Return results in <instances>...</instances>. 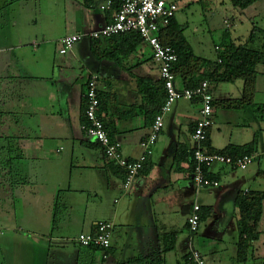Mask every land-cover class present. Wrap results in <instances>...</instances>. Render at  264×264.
Listing matches in <instances>:
<instances>
[{
  "label": "crops",
  "instance_id": "crops-1",
  "mask_svg": "<svg viewBox=\"0 0 264 264\" xmlns=\"http://www.w3.org/2000/svg\"><path fill=\"white\" fill-rule=\"evenodd\" d=\"M82 1L64 0L73 12L68 18L74 31L67 36L99 30L112 20V13L100 9L107 0H94L90 8L83 6ZM96 2L100 3L99 8ZM3 4L5 7L6 0H0V6ZM67 36L58 40L59 50L60 41ZM100 41L104 49L107 42L105 39ZM93 42L84 39L67 55L58 51L60 56L65 57L59 63L68 72L61 78L64 95L61 99L57 90V95L54 94L56 83L49 87L50 94L45 103L26 75L21 76L18 67L17 75L10 74L9 78L0 69L3 80L0 83V152L14 149L17 152V167H12L15 169L0 165V230H5L3 226L8 228L7 237L2 239L8 244L2 249L7 254L6 258H1L3 263L8 264L12 260L15 246L10 230L15 228L19 217V227L47 241L46 244L32 243L28 239L30 236L25 237L26 241L17 246L20 250L17 264H158L159 261L162 264H185L193 250L202 253L206 264H264V203L257 228L259 238L248 242L246 252L240 257L238 248L241 220L239 197L247 192L264 193V136L259 135L256 151L252 154L256 159L247 170L214 166L210 171L211 178L217 180L220 186L197 188L192 182L191 153L196 148L192 135L201 104L179 101L174 105L177 107L174 120L178 128L174 122L175 128L169 135L164 133V127L159 147L157 144L147 152L145 164L151 168L149 174L141 172L133 186L125 190L121 170L105 157L101 147L90 146L93 142L82 130L85 87L89 77L96 75L99 90L103 83L106 92L118 96L119 107L124 110L117 111V116L126 115L124 112L130 110L128 107L138 110L131 122L129 119L111 118V112H101L112 123V129L117 130L114 139L121 144L123 156L137 160L144 152L141 143L152 126L144 114L145 102L138 92L137 77L156 81L160 79V70L146 43L142 45L150 50L149 59L156 67V75L146 69L147 65H139L134 70L129 69L131 66L127 62L123 67L110 57L97 59L93 54ZM33 43L38 51L40 45L35 41ZM78 46L81 52L84 53V49L88 51L87 55L99 64L97 72H86L82 66L84 75L74 73L77 68L73 61H77L75 51ZM139 48L143 54L144 51ZM177 86L183 87L179 81ZM243 86L244 83L241 96L232 100L242 98ZM213 91L215 100H219ZM61 104L65 112L60 109L59 113H55V107ZM221 109L215 108L214 125L210 130L213 150L221 151L230 145H248L254 140L255 132H261L262 125L255 120L252 130L249 124L246 130L242 129L244 127L236 112L244 109ZM221 112L234 115L223 113L225 117H221ZM133 122L138 126H134ZM218 135L223 138L221 145L217 144ZM3 139L7 142L2 144ZM44 139L48 141L43 143ZM58 139L69 142L72 153L78 146L86 148L87 153L83 155L86 160L77 166L79 170L75 171L73 166L64 167L60 161L54 162L47 157L51 143ZM167 139H173L171 147L161 148ZM61 150L58 149L57 153L60 154ZM10 171L17 173V182L6 175ZM15 196L20 204H17L18 213ZM195 206L200 207V217H206L198 231L192 233L187 221ZM100 221H109L114 225L108 259H104L103 251L85 249L75 240L77 235L93 233ZM175 232L173 250L164 253L168 245L162 241L163 235ZM0 236H4L3 232ZM70 240L74 242V248L69 246Z\"/></svg>",
  "mask_w": 264,
  "mask_h": 264
},
{
  "label": "rangeland",
  "instance_id": "rangeland-1",
  "mask_svg": "<svg viewBox=\"0 0 264 264\" xmlns=\"http://www.w3.org/2000/svg\"><path fill=\"white\" fill-rule=\"evenodd\" d=\"M10 1L4 7V4L0 6V69L4 71L6 78L10 77V74L17 75V67L21 72V76H25L31 84L37 88L38 96L43 99L46 103V99L50 94L49 87L56 83L54 86V94L57 95L58 91L59 98L64 97L62 89V76L64 73H68L60 61L64 58L60 56L58 40L68 34H71L74 29L70 23V15L73 12L67 8L64 0H7ZM179 11L177 13V24L182 29L183 35L188 43L191 45L193 52L196 56L208 60L210 63H216L218 53L216 47H224L229 41L236 45H245L251 36V34L257 30L255 34L254 42L251 43V47L260 49L264 52V36L259 32H264V0H260L254 5L242 10L233 6L230 0H183L178 1ZM98 2H96L97 8H99ZM40 45V49L34 47V42ZM86 41V40H85ZM88 41V40H87ZM87 42H82V44ZM143 46V47H142ZM76 49L77 61H73L77 68L74 73L78 76L85 74L82 66L87 70L97 72L100 68L99 64L90 58L88 51L84 49V53ZM144 51L143 54L138 52L133 54L130 60H126L128 66L136 65L141 62V66L147 65L146 69H150L152 73L157 74L156 67L153 62L149 59L150 50L145 45L140 46ZM35 49V50H34ZM36 51V52H35ZM81 63L83 65H81ZM62 66V69L60 68ZM83 67V68H84ZM139 67V68H140ZM138 69V68H133ZM257 91L256 97L254 98L255 106L246 108L240 112H236L240 117L242 129H247L248 124L250 130L253 129V121L260 122L262 130L255 132L256 135L264 136V65L257 67ZM3 80L0 78V83ZM242 81H237L231 84H218L213 85L212 91L219 100L239 98L242 94L241 86ZM101 89L107 91L106 86L102 83ZM46 90V92H45ZM230 94V95H229ZM223 98V99H222ZM44 104V103H43ZM45 106V105H44ZM60 109L64 111L63 105L55 107V113H59ZM177 107H174V112L164 117L165 129L164 133H173L175 123L178 128L177 122L174 120ZM223 110V109H221ZM131 111V110H130ZM138 112V110H135ZM228 113L221 112L219 115ZM223 116L221 117H225ZM234 115V113H228ZM61 117V116H59ZM198 117V116H197ZM250 117V118H247ZM62 118V117H61ZM134 118V117H133ZM227 118V117H226ZM10 122V120H8ZM132 118L129 119V122ZM175 122V123H174ZM139 124V123H138ZM133 125L138 126L137 123L133 122ZM144 129H141L143 131ZM217 131V130H216ZM140 131H138L139 133ZM176 133V132H174ZM184 133L187 131L184 130ZM226 134V133H225ZM227 135L229 133L227 132ZM163 134L159 135V139L155 145L150 149H154L157 144L163 139ZM222 136L218 135V145L222 144ZM48 140L44 139L43 143ZM64 139H58L53 141L50 146V153L47 155L54 162L60 161L64 167L73 166L74 170H79L77 166H81L83 160H86L83 155L87 153L85 147L76 148L75 152L72 153V148L69 142L65 143ZM7 142L3 139L2 144ZM173 139H167L162 144L161 148L167 149L171 147ZM195 143V142H194ZM196 145V143H195ZM62 148L60 154L57 150ZM152 149V150H153ZM9 150L10 156L7 152H0V162L8 160L7 165L11 169L17 167V152ZM5 163H2L4 165ZM6 175L12 177L17 182V173L15 171L7 172ZM15 208L17 213L19 212V203H17V196L14 197ZM19 204V205H17ZM18 206V210H17ZM20 223L19 217H17V225L12 231L13 244L15 246L13 257L8 264H17V254L20 250L17 248L21 242H25V237L30 236L29 241L32 243H44L46 239H42L38 235H34L33 232H27L26 229L18 226ZM2 228V225H0ZM5 230L4 236H0V264L3 263L4 259L1 260L2 256L6 258V253L2 252V249L8 246L7 242L3 241L8 235L7 226H3ZM21 228V229H20ZM79 235L76 236L75 240ZM3 239V240H2ZM15 240V241H14ZM77 241V240H76ZM69 241L70 247H75ZM78 244V242H76ZM78 247V246H77Z\"/></svg>",
  "mask_w": 264,
  "mask_h": 264
},
{
  "label": "built area",
  "instance_id": "built-area-1",
  "mask_svg": "<svg viewBox=\"0 0 264 264\" xmlns=\"http://www.w3.org/2000/svg\"><path fill=\"white\" fill-rule=\"evenodd\" d=\"M100 9L112 13V20L103 28L89 33L72 34L60 41V54L71 53L76 44L84 39L98 41L110 39L114 36L136 32L144 43L152 50L153 59L159 66L160 79L166 91V100L154 118L150 133L142 141L144 150L137 160H129L122 154V146L113 141L105 127L103 115L100 112L98 93V76L89 77L84 93L85 123L82 130L93 142L98 143L105 157L125 170L124 189L129 190L139 177L147 161L148 150L157 143L159 135L165 127L164 117L173 112L174 105L179 101L199 102L201 108L195 120L193 140L196 143L193 159L195 168L192 182L197 188H217L220 183L211 178L210 171L214 166H225L232 170L245 171L255 161L254 155L240 158L222 154L207 153L204 143L208 132L214 125V95L208 81H204L196 88H179L174 72L178 62V53L172 46H165L161 40V31L168 27L179 11L178 0H107ZM200 207L195 206L193 214L188 218L191 232H196L201 224ZM114 225L109 221H100L93 233L80 234L77 242L81 247L101 250L104 259L111 249ZM186 264H206L201 252L193 250Z\"/></svg>",
  "mask_w": 264,
  "mask_h": 264
},
{
  "label": "trees",
  "instance_id": "trees-1",
  "mask_svg": "<svg viewBox=\"0 0 264 264\" xmlns=\"http://www.w3.org/2000/svg\"><path fill=\"white\" fill-rule=\"evenodd\" d=\"M234 7L239 9H246L260 0H230ZM10 1L6 0V3ZM94 0H83L82 4L86 8H90L93 5ZM111 13V11H108ZM255 30L249 37L245 45H236L233 42H227L224 47H216L218 58L216 63H210L208 60L198 57L194 54L191 45L185 39L182 29L178 26L176 17L172 19L170 25L161 31V40L165 46H172L178 53V62L174 66V72L177 81L183 86L182 88H196L204 81H208L210 86L218 84H231L239 80L243 81V95L239 100H215L214 109L222 108L226 110H240L255 106L254 98L257 91V67L264 65V52L260 49L251 47V43L254 42ZM264 36L263 31H259ZM107 46L103 49L102 41H94L92 44L93 54L97 59H103L110 57L116 61L119 65L126 67V62L130 60L131 56L135 54L138 48L144 43L142 37L136 32H129L121 35L114 36L110 39H106ZM264 48V46H263ZM127 60V61H126ZM141 63L132 65L129 69L138 67ZM138 92L142 96L145 104L143 105L144 114L147 122L153 124L154 118L160 111L166 100V91L164 88L163 81L152 80L143 77H137ZM99 90V89H98ZM99 100H100V112H107L111 118L116 120H128L135 116V107H128L130 110H126V115H118L117 111L123 109L119 107L118 96L112 92H106L100 89ZM132 108V109H131ZM142 106L139 107L141 109ZM126 109V108H125ZM143 109V108H142ZM141 109V110H142ZM124 110V109H123ZM134 111V112H133ZM123 112V111H122ZM86 118L84 115V105L82 114V123H85ZM105 127L109 132V135L113 141L117 130L112 129V123L107 121L106 116L103 117ZM259 136L256 135L254 140L245 146H233L230 145L224 150L215 151L210 145V130L208 132L207 140L204 143L207 153L210 154H222L231 156L233 158H240L245 155H252L257 148ZM92 144V143H91ZM94 148H99L98 143L90 145ZM195 150V149H194ZM194 150L191 153L192 156V173L194 172L195 163L193 159ZM8 151V150H7ZM6 151V152H7ZM8 156H10V152ZM5 163L7 165L8 160L0 162V165ZM125 179V170L115 164ZM151 168L145 164L141 172L148 175ZM264 193H249L241 195L238 200V205L241 209V220L239 223V257L242 253L246 252L248 242L255 241L259 238L258 224L263 212ZM206 217L203 215L200 217L201 222ZM189 227V225H188ZM190 229V228H189ZM198 231V230H197ZM196 231V232H197ZM194 232V233H196ZM193 233V232H192ZM174 234V235H173ZM164 234L162 241L168 245L164 249V253H168L174 248L175 235ZM84 248V247H83ZM91 249V248H85ZM110 251V250H109ZM107 252V254L109 253ZM191 253L187 256L185 264L189 259ZM109 258V254H108ZM107 258V259H108ZM158 264H162L159 261Z\"/></svg>",
  "mask_w": 264,
  "mask_h": 264
}]
</instances>
